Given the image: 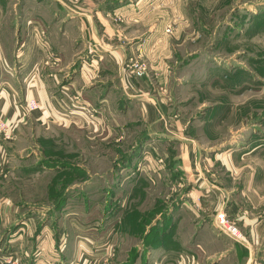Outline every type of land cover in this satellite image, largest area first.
Here are the masks:
<instances>
[{"label":"rangeland","instance_id":"obj_1","mask_svg":"<svg viewBox=\"0 0 264 264\" xmlns=\"http://www.w3.org/2000/svg\"><path fill=\"white\" fill-rule=\"evenodd\" d=\"M210 1H193L205 4L206 11L180 13L166 10L165 0H0L3 32L9 24L20 26L17 42H9L8 51L23 50L22 24L33 25L31 37L38 21V44L48 51L34 71L57 70L71 61V69L78 70L75 74L84 72L86 84L113 78L103 76L111 71L102 52L104 43L110 54L115 43L128 47L134 37L155 31L156 36L137 54L119 59L122 75H114L113 82L121 88V78L127 89L128 76L136 90L146 83L148 99L164 110L149 125L143 104L137 107L140 98L135 104L123 99L117 105L120 93L115 89L108 105L94 102L91 107L78 89L72 98L75 102L65 107L67 122L54 117L47 123L31 119L14 129L0 112L8 127L0 141L10 143V162L0 174V201L10 207L11 216L43 222L72 212L109 227L119 237L115 243L110 241L101 264H149L151 253L161 246L178 252L171 253L178 261L193 256L200 264H264V200L256 194L264 193V108L235 128L226 125L229 115H235L234 108L214 104L220 84L233 79L232 71L237 69L247 73V80L243 83L245 78L236 73L235 81L243 83L251 97L264 101V44L239 45L243 50L238 51L236 66L221 68L219 76L207 72V64L215 58L222 64L235 59L231 54L236 49L227 40L222 45L213 43L220 33L228 36L222 22L233 13L207 11ZM228 1L230 6L243 3ZM112 4L127 11L96 13ZM178 4L174 0L173 8ZM73 14L84 21L72 24ZM86 16L100 22L99 43L84 26ZM245 20L236 26H243ZM105 25L113 27V33H107ZM19 66L17 60L13 71L8 64L3 71L15 75ZM204 73L198 82L193 80ZM59 74V88L68 92L58 94L69 100L75 74L70 70ZM188 76L190 83L181 85ZM137 92L143 96L142 90ZM30 102L38 108L31 110ZM23 105L27 114L41 108L34 98ZM234 142L239 148L231 146ZM214 148L220 149L209 152ZM257 225L258 233L253 231ZM183 246L188 252L182 251Z\"/></svg>","mask_w":264,"mask_h":264},{"label":"crops","instance_id":"obj_2","mask_svg":"<svg viewBox=\"0 0 264 264\" xmlns=\"http://www.w3.org/2000/svg\"><path fill=\"white\" fill-rule=\"evenodd\" d=\"M193 1L194 0H177L179 4L173 8L172 4L174 3V0H165L167 3L165 4L167 7L166 10H175L176 12L180 13L206 11L204 6L205 4H193ZM258 1L259 2L257 3H252L247 0H243V3L232 6H230L228 0H224L223 2H221V0L210 1L211 5L208 6L207 11L219 14L225 12L233 13L232 16L228 17L222 22V25H224L223 27L225 28L223 29H229V33H231V35L228 33V36H226L227 34L220 33V35L215 38L213 43L216 45H222V43L227 40V45L230 47L236 46V49L231 54L233 55L232 57H235V59L231 58L222 64L220 62H223V60H220V58H215L213 61L207 64V72L212 70L214 73H216V76H219V73H222L224 68L229 69L232 66H236L235 61L241 54L238 51L243 50L239 48V45H251L252 43L264 44V42H262L264 40V0ZM1 8L5 11L4 6H1ZM96 11L97 14L103 13L104 15H108L114 12L122 13L127 10L126 8L114 7L112 4L102 6L101 9ZM71 17L74 18V20L71 21L72 24L75 21L80 22L82 19V17L77 16V18H75L74 14ZM101 17L103 16H100V18ZM242 18L246 19L244 25L236 26L237 21H240L241 23ZM82 21L84 20L82 19ZM2 23L4 22H0V25ZM99 23V20L97 21L89 18L84 22L85 27L88 25L86 28L89 35L91 34V37L95 39L94 41L98 43L101 36L99 33V29L101 28L98 26ZM103 23L107 24L106 21ZM220 24L221 21H219L217 25L219 28L221 27ZM34 26L36 28V31H34L36 35L34 33L33 36L30 37L33 25L31 27L27 23V26L24 27L22 24L21 37L23 40H26L23 41V46L25 44L26 46L23 50H17L13 52L8 51L6 46L9 42H14V40L17 42L20 26L17 23L15 25L9 24L6 27L5 33L2 30V25L0 26V69H2V72H0V112H2L4 118L8 120L12 128L16 129L19 127V125L24 124L27 120L31 119L34 121L47 123L50 121V119L53 120L54 117L55 119L67 122L68 115L66 113L67 111L65 107L67 106V102H75V100H73L75 97L73 94L79 92L78 89L81 91L83 97L87 100L85 101L83 98L86 106H89L94 102H98L99 105L101 104V107L106 104L108 105L109 102H111V94L115 91V89H118L120 98L118 97L116 99L117 105L122 103L123 99H129L131 100V103L135 104L137 99L140 98L139 100L141 101L139 102L141 103H138L137 107H140L143 104L145 108L143 112L145 117L144 120L148 122L149 125H154L157 120L162 117L164 110H161V106H156V103L150 102L148 99V89L146 88V83L144 86H140L141 90L143 91V96H140L137 94V91L141 90H136L127 74V89H125L124 85H122L121 78V88H119V86H117L118 88H115L116 82H113L115 80L114 75H116L115 78L119 77V75H122L118 71V69L122 70L121 67L118 66L120 63L119 59H125L126 57L137 54V50L144 48L145 45L149 43L148 41L156 36L155 31H145L146 33L143 32L145 34L141 38L140 36L134 37L128 47L115 43L114 48H111L112 50L109 52L110 54H107V48L104 46L106 43L103 45L101 44L103 46L102 52H104V56L107 55L106 59H108L110 65L109 68L111 69V71L104 72L103 66H105V63H102L103 66L101 65V74L104 72V78H106V76L113 78L112 80L106 79L103 81L100 79L98 81L94 80V82L86 84L83 77L85 75L84 72H78L79 74H75L74 71L78 70L76 68L75 70L71 69V61L65 65H60L61 67L57 70L52 69L53 67H49L51 70L47 69L42 73L38 70H36L37 72L34 71V68L41 65L43 60L46 58V55L44 56L46 49H44L42 44H38L40 41L39 35L41 34L39 33V29H41L39 28V22H34ZM145 26L146 24L143 23V27ZM22 29H24L23 34ZM113 29V27L107 25L105 31L110 33L109 31L111 30L112 32ZM231 30H234V32ZM122 31L124 32L123 29ZM139 32L141 33L140 30ZM25 34L26 37L23 36ZM102 37H105V35ZM47 51L48 50H46V52ZM261 51H264V46H262ZM58 58L59 61L62 60L61 56ZM17 60L22 64V66H19L18 70H14L15 75L3 71L5 64H8L10 66V70L13 71V63H15ZM214 61H216L218 64ZM188 64H186V67ZM68 69L70 70L71 74H75V76L70 79L71 87L69 89L71 91H69V100L66 98V96H64V94L63 97L61 94H58L61 93V91H67L66 87H62L61 89L59 88V73H67V71L69 72ZM237 70L232 71L235 72L233 75L234 78L228 79L227 84H220V88L217 90L219 91V97H217L218 100L214 101L215 105L216 103L220 105H228L229 110L231 109V106L232 109L234 108L232 112L235 113V115L233 116L232 113L229 115V120L227 121L226 125H233L235 128H237L239 124H245V122L253 114V111L259 109L261 110V107L264 108L263 100L254 99V97H251L250 95L251 92L247 91L249 93H246V91L242 88V84L247 80V73L245 72L244 74L243 71ZM245 70L247 69L245 68ZM181 71H184L183 67ZM236 73H240L238 75L242 76V78H245L243 79V83H238L235 81V75H237ZM205 75L207 74L204 73L202 75H197L193 80H197L198 82L202 77H205ZM188 79L189 76L183 78L180 81L181 85L189 84L190 81ZM100 81L105 83V85H92V83H97ZM83 82L86 84L84 87L82 86ZM133 82L136 83L134 80ZM236 94H238V96ZM33 98L40 102L41 108L37 111H34L32 114H27L24 110L25 108L23 103ZM240 98L243 99L239 102L241 105L237 103L238 99ZM112 102H114V100ZM204 103L205 102H203L201 105H205ZM137 107L135 106V108ZM98 120H100V118H98ZM238 145L239 143L236 145L234 142L231 146L239 148ZM9 148V142H3L2 140L0 141V174L8 167L10 162L8 155ZM219 149L220 148L209 149V152H215ZM227 149H231V147ZM256 194L262 202L264 200V193L256 192ZM9 208L10 207L7 206L3 201H0V264H2V259L7 256H10L14 259H19L23 264H101L102 257L108 252V244L110 241L115 243V241L118 239L117 237H119V234L116 235L114 232L110 233L108 230L109 227L107 228L102 224L99 227V223L97 221H93L91 219H81L77 216V214L72 212L63 213L60 215V219L57 217L55 221L46 220L39 222V220L32 218L30 220H26L22 215L11 216ZM228 210L230 211V207ZM56 223L58 224L57 226H55ZM253 231L258 233V225L253 228ZM201 245L202 244L199 241L197 247L201 248ZM182 251L188 252L184 250V246ZM171 253L177 254L178 252H167L166 247H157L150 255L151 263L149 264H200L198 260L197 262L194 261L193 256H191L192 259L186 257L183 259V261H178L175 258L173 259V254ZM219 260L220 258L217 259V262ZM211 264H215V261L211 262Z\"/></svg>","mask_w":264,"mask_h":264},{"label":"built area","instance_id":"obj_3","mask_svg":"<svg viewBox=\"0 0 264 264\" xmlns=\"http://www.w3.org/2000/svg\"><path fill=\"white\" fill-rule=\"evenodd\" d=\"M169 31V30H167ZM29 108L31 110H35L38 108L37 104L34 102H30L29 103ZM8 130L7 124L4 123L1 119H0V134L5 133ZM2 264H22V262L19 259H14L10 256L4 257L2 259Z\"/></svg>","mask_w":264,"mask_h":264}]
</instances>
